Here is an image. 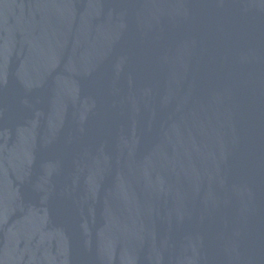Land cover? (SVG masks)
Listing matches in <instances>:
<instances>
[{"label":"water","instance_id":"obj_1","mask_svg":"<svg viewBox=\"0 0 264 264\" xmlns=\"http://www.w3.org/2000/svg\"><path fill=\"white\" fill-rule=\"evenodd\" d=\"M0 264H264V0H0Z\"/></svg>","mask_w":264,"mask_h":264}]
</instances>
